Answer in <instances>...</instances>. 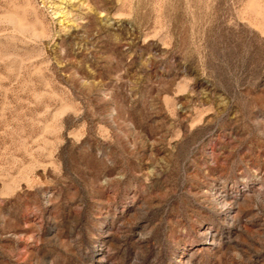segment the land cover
Segmentation results:
<instances>
[{
  "label": "rangeland",
  "instance_id": "1",
  "mask_svg": "<svg viewBox=\"0 0 264 264\" xmlns=\"http://www.w3.org/2000/svg\"><path fill=\"white\" fill-rule=\"evenodd\" d=\"M0 264H264V0H0Z\"/></svg>",
  "mask_w": 264,
  "mask_h": 264
}]
</instances>
